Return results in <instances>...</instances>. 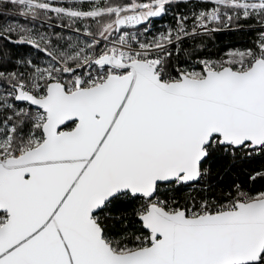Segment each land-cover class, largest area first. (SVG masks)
<instances>
[{
  "label": "snow or ice",
  "instance_id": "obj_1",
  "mask_svg": "<svg viewBox=\"0 0 264 264\" xmlns=\"http://www.w3.org/2000/svg\"><path fill=\"white\" fill-rule=\"evenodd\" d=\"M0 264H264V0H0Z\"/></svg>",
  "mask_w": 264,
  "mask_h": 264
},
{
  "label": "trees",
  "instance_id": "obj_2",
  "mask_svg": "<svg viewBox=\"0 0 264 264\" xmlns=\"http://www.w3.org/2000/svg\"><path fill=\"white\" fill-rule=\"evenodd\" d=\"M243 42V38L240 35H234L230 33H224L217 37V43L223 47L227 44H234L239 46Z\"/></svg>",
  "mask_w": 264,
  "mask_h": 264
}]
</instances>
